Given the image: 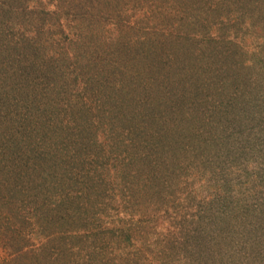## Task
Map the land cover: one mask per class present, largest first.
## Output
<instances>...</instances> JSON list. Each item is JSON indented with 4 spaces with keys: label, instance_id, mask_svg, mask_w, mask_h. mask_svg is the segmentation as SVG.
Returning a JSON list of instances; mask_svg holds the SVG:
<instances>
[{
    "label": "rangeland",
    "instance_id": "rangeland-1",
    "mask_svg": "<svg viewBox=\"0 0 264 264\" xmlns=\"http://www.w3.org/2000/svg\"><path fill=\"white\" fill-rule=\"evenodd\" d=\"M171 30L193 39L164 41ZM113 36L116 45L102 42ZM190 49L199 56L184 54ZM170 50L174 67L159 68ZM105 66L148 81L141 91L130 83L114 91L112 82L92 79ZM196 69L202 73L193 75ZM212 76L226 88L208 86ZM163 77L173 91L188 89L182 101L174 91L165 125L153 116H164L168 101L156 95ZM233 88L238 93L225 107ZM150 91L153 107L136 102ZM263 96L264 0H0V190L16 182L27 215L40 224L20 226L0 203V264H264ZM84 99L105 104L91 115L79 108ZM95 114L110 128L92 132L96 144L76 141L78 160L64 165L62 145L72 150L70 135ZM142 123L145 132L137 128ZM40 136L41 147L59 157L32 171ZM125 136L132 146L122 144ZM145 136L151 148L157 144L149 154L137 142ZM101 140L118 143L97 146ZM65 169L80 182L74 199L59 192L69 185ZM56 196L66 201L61 214L68 212L61 228L78 234L67 240L66 256L55 249L61 239L49 237L56 227L48 205ZM21 227L30 233L28 246L46 251L16 258L11 237Z\"/></svg>",
    "mask_w": 264,
    "mask_h": 264
},
{
    "label": "trees",
    "instance_id": "trees-1",
    "mask_svg": "<svg viewBox=\"0 0 264 264\" xmlns=\"http://www.w3.org/2000/svg\"><path fill=\"white\" fill-rule=\"evenodd\" d=\"M53 11V10H52ZM52 13H54V14H56L55 12H52ZM62 25H60V27H61ZM108 26L109 27H112L110 24H108ZM177 26V25H176ZM174 27V29L173 30H176V28L177 27ZM128 27H130V26H128ZM62 28V27H61ZM126 29V28H125ZM173 30H171L170 31V34H169V36L168 37H166V40H164V41H168V42H173V44L174 45H177V44H183L182 42H183V40H185V41H192V37H191V34H187V33H185L184 34V36H183V38L184 39H181V37H180V39H178V37H174V35H173V33H172V31ZM118 32L119 33H122V30H118ZM197 37H198V35H197ZM200 37V36H199ZM115 38V36H113V37H109V39H108V41L107 42H105L104 40L102 41L103 43H107L108 45H116V43H118V41H119V39L118 40H116V39H114ZM201 38V37H200ZM218 38L219 37H217V38H215V37H212V36H207V37H205V38H201L203 41H206L207 43H211V42H213V40H215V42H218ZM159 40H153V42H158ZM228 41L230 42L231 40H229L228 39ZM71 42H75L74 43V45L76 44V46H77V42H79L78 40H72ZM132 42H134L133 40H131V43ZM137 43H141V41H136ZM161 42V41H160ZM130 43V42H129ZM129 43H127V44H129ZM162 43V42H161ZM160 43V44H161ZM237 43V42H236ZM118 45V44H117ZM73 47V46H72ZM118 48H119V46H118ZM181 52H183V49H181L180 50ZM200 51L201 50H195V51H193V49H190L189 51H187V50H184V54H186V53H189V54H192L191 55V57L193 56V57H198L199 56V54H200ZM229 53V50L228 51H226L224 54H228ZM223 54V55H224ZM162 56L164 57L163 59H162V61H160L159 62V60H158V62L160 63H158L157 62V66H159V68H163V69H167V67H174V64H175V62L177 61V55L175 54V53H173V51H169L167 54H162ZM173 64V65H172ZM110 68L111 67H109V68H107V66H105V67H103V71L102 72H100L99 74H97L96 76H94L92 79L94 80V81H97V83L100 85V84H103V83H105V84H107V82L109 83V85L111 84V82H112V84L110 85L111 86V88H113L114 89V91H119V89L121 90V91H123L124 89H125V85H127V84H131V87L133 88V89H138V90H142V84L144 83V82H147L148 80H146V78L145 79H142L143 77H141L140 76V73L138 72V73H132L131 75H129L128 77H122V75L124 74V72L122 71V70H110ZM199 70V69H198ZM197 69H196V71H194V73H193V75H195V74H199V73H202V70L200 71H198ZM144 73V72H143ZM136 75H139V78H138V76H136ZM112 77H113V81H111V79H112ZM212 78V80H210L209 82H208V86L209 85H212L213 86V88H215V89H217V90H222L223 89V87H225L226 88V85H224V81H221V82H219V81H216V79H214V76H212L211 77ZM167 80V82H165ZM166 80H165V78L163 77V79L162 80H160V78H157V81L159 82L158 83V85H157V92L158 93H156V95L157 96H160L161 98H166V100H168V101H166L165 103H164V106H165V108H164V111H163V114H164V116L162 115V116H157V115H153L155 118H156V120H155V122H158L157 124H162V125H165V124H167V121H168V116L167 115H165V114H168V110L167 109H170L171 107L173 108V105L174 104H171V98L173 99V95H175V93H176V95H177V97H179V99L182 101L183 99H185L186 98V92H187V90L188 89H186L185 87H183L182 86V88L180 87L179 89H177V90H174L175 91V93H174V91H173V88H172V90H171V87H170V84H169V80H170V78H168V77H166ZM161 81V82H160ZM155 82H156V80H155ZM165 82V83H164ZM193 85V84H192ZM136 87V88H135ZM150 87H152V86H150ZM95 89H97V91L98 90H100L101 91V87L99 88L98 86L95 88ZM202 89H203V87H202ZM234 89V88H233ZM213 90V89H212ZM231 90V89H230ZM198 91H201V89H199L198 88ZM80 92V91H79ZM238 93V91L237 90H231V92H230V94H229V97H228V103L227 102H225V107L226 106H229V105H231L233 102H234V99H235V97H236V94ZM151 96H152V92L150 91V93H149V95H145V99L143 98V99H141V97H139L138 98V101H136V102H138V103H140V104H142V103H144V102H146V107H148V106H154V104H153V102H151ZM263 98H264V96H263ZM154 100V99H153ZM176 100V99H175ZM179 100V101H180ZM80 101V104H79V108H80V110L83 108V110H85V112H88V114H91L92 115V113H94V111H95V109H100L103 105L102 104H105V103H102V104H92L91 103V105H89V104H87V102H86V99H84V100H79ZM154 102H155V100H154ZM178 102V101H177ZM176 102V103H177ZM79 102H76V101H74L72 104H67L66 106H64V110L66 111V110H68V108L69 109H72L73 108V105H76V107H77V104H78ZM116 104H115V106L116 107H118V106H122L123 105V103L122 102H120V100L119 101H117V102H115ZM263 104H264V99H263ZM170 107V108H169ZM78 108V109H79ZM153 109V108H152ZM260 110V109H259ZM259 110H257L256 111V113L260 116L261 114H260V111ZM70 111V110H69ZM173 111V110H172ZM110 113V110H105L104 111V114H105V117L107 118L108 117V115L107 114H109ZM146 113V112H145ZM235 113H236V110H234V116H235ZM111 114V113H110ZM66 115V114H65ZM237 115V114H236ZM263 115V114H262ZM94 116V115H93ZM92 116V118H91V120H89V119H86V118H81V121H80V123H79V126L77 127V130H76V132L73 134V135H70V136H72V137H76L75 138V143H74V145L76 144V141H77V144H79L80 145V143H81V141H82V144L84 145V147L85 146H87V145H92V144H96V138H93V139H91V136H92V134L93 133H99L100 135H102V134H104L105 132H107V130L110 128L109 127V123H106V122H104V121H102L101 119H100V115H97V114H95V116L93 117ZM111 117L113 118V115H111ZM110 119V118H109ZM121 120L122 119H125L124 118V115H123V118H120ZM128 119V118H127ZM68 121H70V120H68ZM112 121V120H111ZM113 121H115V123L117 122L116 120H113ZM113 123V122H112ZM116 124H119V123H116ZM151 126V125H150ZM139 130H140V132H145V129H147L148 128V126H147V123H142V124H139V127H137ZM144 128V129H143ZM156 129V128H155ZM154 129V130H155ZM153 130V131H154ZM93 132V133H92ZM88 133H91V134H88ZM156 132H154L153 134H155ZM129 133H128V137H129ZM141 134H139V136H140ZM138 136V135H137ZM151 137H153V135L151 134L150 135ZM159 136V135H158ZM126 137V136H125ZM141 137H143V136H141ZM140 137V138H141ZM263 138V137H262ZM44 140V138L42 137V136H40V138H39V141H38V143L36 144V145H38V147L36 146V149L33 151V152H31V155L29 156L30 157V159L29 160H31V162H33V166L32 167H30V170H32V171H35V168H34V166L35 165H39L40 164V162L42 161V162H45V160H48L49 158H52V157H59V153H56V151H53V152H50L49 150H45V149H43L41 146L43 145V141ZM129 140H131V139H129V138H127L126 137V140H122V144H124V143H129V145L130 146H132L133 144H134V142L131 140V141H129ZM115 142H110V141H108V140H104V142H102V140L101 141H99L97 144V146H107V147H110L111 145H113L114 143H118V141H116V140H114ZM134 141H136V140H134ZM144 141V142H143ZM132 144H131V143ZM137 142H139V143H141V145L140 146H145V148H146V152H145V154H149L150 152H152L153 150H152V148L153 149H155L156 147H155V145H157L156 143H155V145H154V147H152L151 148V146H153V144H150L151 143V140H149L148 138H146V136L143 138V140L142 139H139ZM102 143V144H101ZM64 144V143H63ZM78 145V146H79ZM63 147H62V149H64L63 151H64V153H63V155H62V152H61V155L62 156H64L63 157V160L65 161V162H67V163H65V162H63V164L64 165H66V166H69V164L68 163H71L72 161H77L78 160V148L76 147V145L72 148V150L70 149V148H66V150H65V148H64V145H62ZM147 148H150L149 149V151H147ZM77 153H76V152ZM60 152V151H59ZM86 157V156H85ZM84 157V158H85ZM83 158V159H84ZM28 159V158H27ZM87 159V158H86ZM92 159V157H90V160ZM39 163V164H38ZM71 165V164H70ZM64 168H65V166H63ZM66 170V169H65ZM41 171V170H40ZM66 172H67V175L65 174V176L67 177V180H69V185H66V186H64V185H62V188L64 189V190H58L59 189V186H60V182L59 183H57V181H55V182H52V183H55V184H53L52 185V187L50 186V189L52 190V191H54V192H56L57 190L59 191V192H61V195H62V193H63V195H66V198L67 199H71V197H72V194L73 195H78V193H75L74 191H76V190H74V185L75 184H77V183H80L77 179H75V174L73 173V172H71L70 174H69V171H67L66 170ZM41 173H42V171H41ZM17 176V175H16ZM42 176L44 177V178H49V176H50V174L47 172V173H43L42 174ZM16 179H17V177H15ZM16 179H15V181H16ZM78 181V182H77ZM3 183V182H2ZM16 183V182H15ZM14 183V185H12L11 183H6V182H4V188L3 189H1L0 191H2V190H4L5 191V193H1L0 192V203H1V209L2 208H4V207H8V208H10V209H8L9 211L11 210V211H13V213H16V214H14L17 218L15 219V220H17L18 221V223H19V225L20 226H23V227H25L26 225L28 226L30 223L33 225V226H38V225H40L39 224V222L37 221V220H34V218H32L33 217V215H27V213L28 212H26V210H27V208H25L24 206H26V204L25 203H27L24 199L25 198H19L20 197V191H22L23 193H25L22 189H21V187L20 188H18L17 187V183L15 184ZM74 183V184H73ZM57 184H58V186H57ZM42 188H45V185L44 186H41ZM42 188H41V190H42ZM68 188V189H67ZM19 191H18V190ZM57 189V190H56ZM67 189V190H66ZM77 192V191H76ZM54 195V197H55V195L56 194H53ZM73 199H74V197H72ZM55 199H57L56 200V202L54 203V204H52V203H49V205H48V207H49V209H48V212H50V214H51V212H52V215H47L48 217H49V219H51V221L53 220V222H54V226L56 227L55 229V231L54 232H56V233H54L53 235L54 236H49V237H52V239H54V241L55 240H57V241H59V239H61V241H59V248H57V247H55V249L57 250V251H59L58 253H60L59 254V256H66V255H68V253H66V248H67V246H69L70 244H69V242L67 241V240H69V241H71L70 239L71 238H75V237H78V234H76L75 232H73V231H71V230H68V231H65V230H63L61 227L63 226V223L65 222L64 220L65 219H67V215H68V212H67V214L66 215H64V214H61V209L63 208L62 206H63V204H65L66 203V201L62 198V196H56V198ZM66 199V200H67ZM39 210H41V209H39ZM38 212V211H37ZM29 214V213H28ZM37 214V216H38V218L37 219H39V217H41L40 215L41 214H38V213H36ZM19 215V216H18ZM48 217H47V219H48ZM78 218H75V220L76 219H81L79 216H77ZM7 219H9V218H7ZM34 220V222H31V221H33ZM74 220V219H73ZM85 220V219H84ZM8 221H10V219L8 220ZM51 221H49V222H51ZM48 222V221H47ZM27 223V224H26ZM87 223V222H86ZM9 225H11L10 223H9ZM9 226H7V228H8ZM21 230H23L22 229V227H21V229H16V230H13L14 231V233H15V231H17V233H16V237L15 236H12L11 237V239H12V246H10L11 247V249L13 248V250L15 251V253H14V256H16V258H24V259H26L27 257H29V254H30V251H29V249H33L32 251H37V253H36V257H38V250L41 252L42 250L41 249H43V250H45L46 251V249H44L45 248V246H43V245H41V244H39V245H37V246H28L27 244H28V239H27V235H30V233L28 232V233H21L22 231ZM70 233H72V234H70ZM27 234V235H26ZM43 234V233H42ZM49 235V234H48ZM69 235H71L70 237H69ZM44 236H47L46 234H44ZM39 237H43V236H41V235H39ZM48 241V240H47ZM121 241V238H119V240H118V242H120ZM69 244V245H68ZM31 257V256H30ZM39 260V259H38ZM39 262V261H38Z\"/></svg>",
    "mask_w": 264,
    "mask_h": 264
}]
</instances>
